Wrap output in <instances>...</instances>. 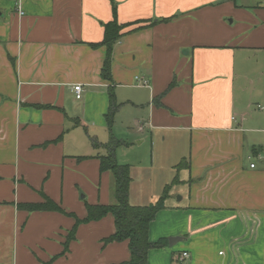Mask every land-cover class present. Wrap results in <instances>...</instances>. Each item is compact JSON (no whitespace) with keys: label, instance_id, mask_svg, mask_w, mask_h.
<instances>
[{"label":"crops","instance_id":"0c3cea01","mask_svg":"<svg viewBox=\"0 0 264 264\" xmlns=\"http://www.w3.org/2000/svg\"><path fill=\"white\" fill-rule=\"evenodd\" d=\"M115 1L119 22H143L115 44L108 80L107 49L93 45L111 0H0V264H129L128 241L103 242L111 214L80 224L62 254L86 203L116 200L99 157L128 107L137 134L149 132L142 167L177 173L149 230L166 242L148 264H264V0ZM121 141L130 203L156 202L163 192L136 186L147 150ZM45 196L75 216L19 207Z\"/></svg>","mask_w":264,"mask_h":264},{"label":"trees","instance_id":"16d2710c","mask_svg":"<svg viewBox=\"0 0 264 264\" xmlns=\"http://www.w3.org/2000/svg\"><path fill=\"white\" fill-rule=\"evenodd\" d=\"M111 1L114 18L104 24V37L101 43L93 45L105 46L107 49L102 76L108 80H112V59L115 44L125 34L124 30L126 28L143 22H119L117 17V3L115 0ZM140 28H142V26L134 28L132 31ZM109 99L110 107L106 118L111 129L114 114L119 107L112 89L109 90ZM92 142L95 146L101 145V143L97 140H92ZM121 144H125L124 141L111 136L110 141L106 143L108 153L99 157L100 171H111L115 177L116 202L114 204H91L87 202V215L83 218H79L72 213L65 212L56 202L46 196L45 201L42 203H22L19 205L20 208L30 211L55 210L75 216L76 223L65 241L62 254L69 250V244L73 239H75L76 231L80 224L101 220L108 214H111L114 217L115 232L104 238L103 242L108 244L111 242L128 241L130 249L129 264H148L149 251L152 248L161 247L165 244V239L159 240L155 243L150 241V224L155 219L157 213L165 207V201L169 196L172 185L176 183L177 180H174L173 183L165 186L163 194L156 202L147 205L131 204L129 201L130 185L132 182L131 166L129 164H120L116 159V148ZM185 162L186 161L184 160L180 166H183Z\"/></svg>","mask_w":264,"mask_h":264},{"label":"rangeland","instance_id":"374dc122","mask_svg":"<svg viewBox=\"0 0 264 264\" xmlns=\"http://www.w3.org/2000/svg\"><path fill=\"white\" fill-rule=\"evenodd\" d=\"M132 108H125V111H127L123 116L118 118L116 120L115 125V138L121 140L122 138H130L133 142V144L137 147L147 150V156L145 155V159H143L142 164L140 166H136V186L139 187L141 190H143V187H146L147 193H151L153 196H160L163 192V188L166 184L172 183V180L177 175L176 171L169 168L166 164L165 165H157L155 164L154 168L149 167V169H144L143 167H146V164L149 162L151 164V144H144V145H138L140 140L143 138H146L147 134L149 132H145L144 136L138 135L137 131L133 125L132 122L129 121L130 119V111ZM128 115V116H127ZM120 146V145H119ZM118 146V147H119ZM117 147V148H118ZM116 148V149H117ZM122 149V148H121ZM124 149V148H123ZM142 159V158H141ZM120 164H127V163H120ZM149 164V165H150ZM148 165V166H149ZM143 166V167H142ZM140 167V168H138ZM145 170V171H144ZM176 189H180L178 187H175L173 190V193L176 191ZM136 198V197H135ZM135 198H132V200H137ZM116 200L114 201V203ZM143 202V201H142Z\"/></svg>","mask_w":264,"mask_h":264},{"label":"built area","instance_id":"2783aa9c","mask_svg":"<svg viewBox=\"0 0 264 264\" xmlns=\"http://www.w3.org/2000/svg\"><path fill=\"white\" fill-rule=\"evenodd\" d=\"M20 14H23V12L21 11ZM136 81H137L138 85H144V84L148 83L146 80L141 79L140 77H136ZM73 90H74L76 98H78V99L82 98V93L84 91L83 85H81V84L75 85ZM251 166L254 167L255 164H252ZM188 256H189L188 252H183L182 258L188 257Z\"/></svg>","mask_w":264,"mask_h":264}]
</instances>
